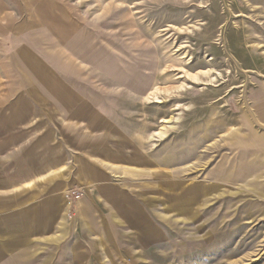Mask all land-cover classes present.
Here are the masks:
<instances>
[{
	"label": "rangeland",
	"instance_id": "1",
	"mask_svg": "<svg viewBox=\"0 0 264 264\" xmlns=\"http://www.w3.org/2000/svg\"><path fill=\"white\" fill-rule=\"evenodd\" d=\"M263 153L264 0H0V218L51 222L32 264H264Z\"/></svg>",
	"mask_w": 264,
	"mask_h": 264
},
{
	"label": "crops",
	"instance_id": "2",
	"mask_svg": "<svg viewBox=\"0 0 264 264\" xmlns=\"http://www.w3.org/2000/svg\"><path fill=\"white\" fill-rule=\"evenodd\" d=\"M107 155V154H106ZM112 155V154H111ZM109 155V156H111ZM264 155V153H263ZM114 156V155H112ZM115 159L120 160V161H139L141 162H152L153 160H150V155H140L138 152L136 153H131L130 157L125 156L124 154H120L118 156H115ZM150 175H156L155 174H151ZM154 185H150V186H145V189H151L153 188ZM103 189L105 190V187H103ZM116 190H114L115 192ZM145 204H151L148 200L146 201V203H137V207L134 209L136 211V213L141 214V220L137 219V218H131L132 220H130L131 223L135 224L133 225V227H135V230H138L139 232V239H144L145 235L147 234V236L149 235H154L155 231L153 229V224L151 222V220L149 219L148 216V211H147V206L144 207L143 205ZM11 206H8L7 211L3 212L2 214L4 216H2L0 218V231L1 230H7L8 233H10V241L14 240V245L15 243L19 242L18 244L20 245H24V249H25V253H18L20 252L19 250L16 251L15 253H13V255H11L10 257H8V259L3 260L2 257V251L3 248H1V233H0V264H32V260H33V248H31L33 246V244L36 242H34V239H38L39 238V233L43 234V231L45 229H50L53 225L51 224V222H49L45 227L44 224L36 217L33 216L31 214V210L30 209H24L22 210V227L21 224H16V218H15V210H13L12 208H10ZM139 209H142V211H139ZM37 218V219H36ZM153 219V218H152ZM129 222V220L127 221ZM45 228V229H44ZM89 228H91V226H89ZM109 228L110 224H109ZM92 231L94 232V234H96V230L94 228V226L91 228ZM15 230L18 231V236H16ZM107 230V229H105ZM113 230V229H111ZM108 231V230H107ZM91 231H88V233H93ZM106 233V232H103ZM93 234V235H94ZM93 235H88V238H93ZM35 236V238H34ZM44 237V236H43ZM42 236L39 238L41 240ZM16 243V244H17ZM144 244V241H143ZM74 246H78V242H76L74 244ZM95 246V244H94ZM74 247V249H75ZM96 248V247H95ZM73 249V251H74ZM94 249H92V246L90 248V250H86V252L82 253L81 251H76L73 252V257L75 259L80 258L81 256L84 255H95V251H93ZM22 251V250H21ZM30 251L31 254L28 252ZM52 257V256H51ZM50 257V259H51Z\"/></svg>",
	"mask_w": 264,
	"mask_h": 264
},
{
	"label": "built area",
	"instance_id": "3",
	"mask_svg": "<svg viewBox=\"0 0 264 264\" xmlns=\"http://www.w3.org/2000/svg\"><path fill=\"white\" fill-rule=\"evenodd\" d=\"M81 194V191L80 190H74L73 192H69L68 194H67V196L68 195H71V196H74V197H78L79 195Z\"/></svg>",
	"mask_w": 264,
	"mask_h": 264
}]
</instances>
